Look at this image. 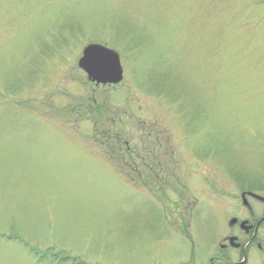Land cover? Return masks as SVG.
<instances>
[{"label": "rangeland", "instance_id": "1", "mask_svg": "<svg viewBox=\"0 0 264 264\" xmlns=\"http://www.w3.org/2000/svg\"><path fill=\"white\" fill-rule=\"evenodd\" d=\"M263 184L264 0H0V264H205Z\"/></svg>", "mask_w": 264, "mask_h": 264}, {"label": "flooded vegetation", "instance_id": "2", "mask_svg": "<svg viewBox=\"0 0 264 264\" xmlns=\"http://www.w3.org/2000/svg\"><path fill=\"white\" fill-rule=\"evenodd\" d=\"M261 186V192L241 191L213 238L205 264H253V260L264 264V184Z\"/></svg>", "mask_w": 264, "mask_h": 264}, {"label": "water", "instance_id": "3", "mask_svg": "<svg viewBox=\"0 0 264 264\" xmlns=\"http://www.w3.org/2000/svg\"><path fill=\"white\" fill-rule=\"evenodd\" d=\"M78 67L95 86H115L123 81V68L118 53L101 44L85 46Z\"/></svg>", "mask_w": 264, "mask_h": 264}, {"label": "trees", "instance_id": "4", "mask_svg": "<svg viewBox=\"0 0 264 264\" xmlns=\"http://www.w3.org/2000/svg\"><path fill=\"white\" fill-rule=\"evenodd\" d=\"M38 261H40V258H38Z\"/></svg>", "mask_w": 264, "mask_h": 264}]
</instances>
